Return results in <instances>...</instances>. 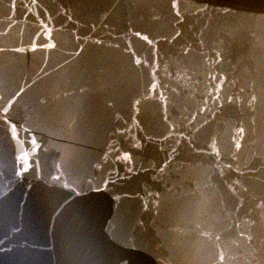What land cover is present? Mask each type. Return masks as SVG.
Wrapping results in <instances>:
<instances>
[{
	"label": "water",
	"instance_id": "1",
	"mask_svg": "<svg viewBox=\"0 0 264 264\" xmlns=\"http://www.w3.org/2000/svg\"><path fill=\"white\" fill-rule=\"evenodd\" d=\"M0 264H253L187 0H0Z\"/></svg>",
	"mask_w": 264,
	"mask_h": 264
}]
</instances>
